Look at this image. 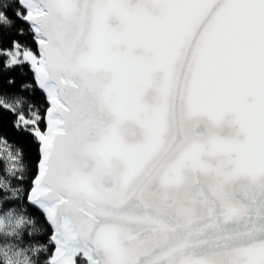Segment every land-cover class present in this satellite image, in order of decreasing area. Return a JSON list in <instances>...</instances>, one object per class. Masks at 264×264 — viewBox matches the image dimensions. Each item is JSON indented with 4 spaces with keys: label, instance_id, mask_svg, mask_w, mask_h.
I'll use <instances>...</instances> for the list:
<instances>
[{
    "label": "snow or ice",
    "instance_id": "1",
    "mask_svg": "<svg viewBox=\"0 0 264 264\" xmlns=\"http://www.w3.org/2000/svg\"><path fill=\"white\" fill-rule=\"evenodd\" d=\"M0 145V264H264V0H0Z\"/></svg>",
    "mask_w": 264,
    "mask_h": 264
},
{
    "label": "trees",
    "instance_id": "2",
    "mask_svg": "<svg viewBox=\"0 0 264 264\" xmlns=\"http://www.w3.org/2000/svg\"><path fill=\"white\" fill-rule=\"evenodd\" d=\"M0 150H3V146L0 145ZM36 153L32 152L30 154V159L26 158L24 160V165L26 167H31L33 161L35 160ZM4 212H0V249L5 248V244H12L17 242L16 233L23 234L25 231H28L30 226L18 221V217H23L26 213L22 210H17L12 213L11 216L6 215ZM27 247V245H22L20 248L13 249L8 255L13 256V259L16 257L13 253L18 252L21 248ZM54 251V250H53ZM5 264H7V260H5Z\"/></svg>",
    "mask_w": 264,
    "mask_h": 264
},
{
    "label": "water",
    "instance_id": "3",
    "mask_svg": "<svg viewBox=\"0 0 264 264\" xmlns=\"http://www.w3.org/2000/svg\"><path fill=\"white\" fill-rule=\"evenodd\" d=\"M201 127H203V126H201ZM53 254H54V251H53Z\"/></svg>",
    "mask_w": 264,
    "mask_h": 264
}]
</instances>
